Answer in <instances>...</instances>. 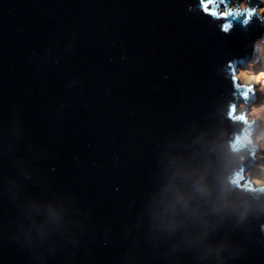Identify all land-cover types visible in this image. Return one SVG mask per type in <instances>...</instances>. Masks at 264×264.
I'll return each instance as SVG.
<instances>
[{
	"label": "water",
	"instance_id": "95a60500",
	"mask_svg": "<svg viewBox=\"0 0 264 264\" xmlns=\"http://www.w3.org/2000/svg\"><path fill=\"white\" fill-rule=\"evenodd\" d=\"M252 19L0 0V264H264V125L236 118Z\"/></svg>",
	"mask_w": 264,
	"mask_h": 264
},
{
	"label": "clouds",
	"instance_id": "9594fccd",
	"mask_svg": "<svg viewBox=\"0 0 264 264\" xmlns=\"http://www.w3.org/2000/svg\"><path fill=\"white\" fill-rule=\"evenodd\" d=\"M231 2V0H229ZM226 2V4L230 3V2ZM225 0H219V2H217V0H199V4H200V10L203 11L205 14L207 15H211L214 17H217L219 19H227L228 16L230 15H234V16H244V20L243 23L245 25H247L249 23V21L254 17H258L262 20V22H264V0H258L257 3L253 4L252 0H234L233 4L228 7L225 8L224 11H219L218 6L219 5H226L224 4ZM231 25L230 24H226L223 28L224 31H228L230 29ZM263 48H264V44H263ZM257 57L258 54H257ZM261 76H264V73L260 74ZM234 79H236L234 77ZM239 87V85H238ZM250 91H252L251 87H248V90L243 92L242 95L246 98V102H244L245 104H247V100L248 103L249 101H251L252 99L250 98V95L248 94ZM235 110V106H233V111ZM247 110H245L246 112ZM245 112H241L236 118L237 119H241V120H246V116H245ZM245 141L248 144H251L252 141L249 139V137L247 135H245L242 139L238 140L236 145L233 146V151H238L240 149V147L244 146ZM180 172H176L174 173V176H178L180 175ZM251 180V177H250ZM251 184L258 190L260 191H264V180H260V181H256L255 183L250 181ZM177 191L176 187L174 184L170 183L169 185H167L165 187V189L161 192V203L162 204H166L165 207V211L168 210V207H170L171 205L168 204V197H169V193H175ZM195 191L201 195H206L208 194V189L206 187V185L203 184H197L195 186ZM177 202H180L183 200L182 196H177L176 197Z\"/></svg>",
	"mask_w": 264,
	"mask_h": 264
},
{
	"label": "rangeland",
	"instance_id": "374dc122",
	"mask_svg": "<svg viewBox=\"0 0 264 264\" xmlns=\"http://www.w3.org/2000/svg\"><path fill=\"white\" fill-rule=\"evenodd\" d=\"M256 1L258 2V0ZM233 2L234 0H231V2L226 5H219V11H224V9L230 7ZM257 20H259V22L256 24L264 27V22H262V20L258 17ZM263 44L264 42L257 45L254 50H251L252 48L249 49V56L257 57L258 54L259 57H264V55L261 56L260 53V47H262ZM256 63L257 64L255 65H242L241 67L240 84H244L246 87H251L253 93L251 94L252 100L249 101V103H242L241 105L237 106V115L247 110L245 112L246 120H253L264 125V76L260 75L264 73V65L259 59ZM252 101L256 102L253 103ZM258 143L264 152V130ZM257 167H261V169H257ZM249 174L251 177L250 181L254 183L256 181L264 180V159L251 167L249 169Z\"/></svg>",
	"mask_w": 264,
	"mask_h": 264
},
{
	"label": "bare ground",
	"instance_id": "6f19581e",
	"mask_svg": "<svg viewBox=\"0 0 264 264\" xmlns=\"http://www.w3.org/2000/svg\"><path fill=\"white\" fill-rule=\"evenodd\" d=\"M252 21H258L257 20V17H256V20L254 18V19H252ZM252 58H254V59H252ZM258 59L264 65V57H253V56L250 57L249 54H247L245 56V58H244V61H243V64L242 65H255V64H257L256 62H257ZM254 102H256V101H254Z\"/></svg>",
	"mask_w": 264,
	"mask_h": 264
},
{
	"label": "trees",
	"instance_id": "16d2710c",
	"mask_svg": "<svg viewBox=\"0 0 264 264\" xmlns=\"http://www.w3.org/2000/svg\"><path fill=\"white\" fill-rule=\"evenodd\" d=\"M260 53H261V56L264 55V48H263V46L260 47ZM257 169H261V167H257Z\"/></svg>",
	"mask_w": 264,
	"mask_h": 264
}]
</instances>
